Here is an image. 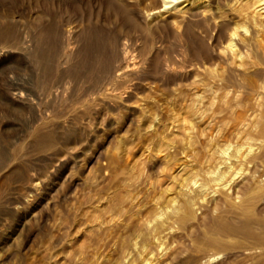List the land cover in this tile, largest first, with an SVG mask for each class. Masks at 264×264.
<instances>
[{"label":"rangeland","instance_id":"rangeland-1","mask_svg":"<svg viewBox=\"0 0 264 264\" xmlns=\"http://www.w3.org/2000/svg\"><path fill=\"white\" fill-rule=\"evenodd\" d=\"M154 7L0 0V264H264V9Z\"/></svg>","mask_w":264,"mask_h":264},{"label":"bare ground","instance_id":"bare-ground-1","mask_svg":"<svg viewBox=\"0 0 264 264\" xmlns=\"http://www.w3.org/2000/svg\"><path fill=\"white\" fill-rule=\"evenodd\" d=\"M244 0H233V3H238V9H237V11H239V13L240 14H242V12H244L245 10H247L248 8H250L251 6H253L254 8H255V10H257L256 8H259L258 10H257V12H259V11H262L263 9H264V0H245L244 2H243ZM184 3V2H187V4H180V3ZM154 3H155V7L153 8V9H159V11L160 10H167V11H170L171 9H176V11H178L179 13H181L184 17H186L187 19H195V18H201L203 15H205V13L209 10V7H210V0H154ZM178 4H180L179 6H178ZM158 11V12H159ZM264 11V10H263ZM157 12V11H156ZM246 12V11H245ZM150 14H154V13H149L148 15H150ZM150 25H149V28H151L152 29V27H154V26H156V24H157V21H155V20H152L150 23H149ZM237 25V24H236ZM234 26V25H233ZM240 26L238 25L237 27H235L234 29H233V31L231 32V34H230V37H229V42H228V47L230 48V49H232L233 48V50H234V47L237 45V41H236V37L237 36H239V34H238V32H237V29L239 28ZM150 29V30H151ZM245 29V28H244ZM246 30V29H245ZM264 35V34H263ZM181 36H183V37H186V30L185 31H183L182 32V35ZM12 37V36H11ZM187 38V37H186ZM127 40H128V38L127 37H122L121 39H120V44L123 46V50H122V52H121V55L122 56H120V58H121V61L125 64L124 66L123 65H121L120 67H118L116 70H115V72H116V74L117 75H122L123 73H124V71H127V70H132V69H135L137 66H136V63L134 62V63H131V62H128L127 61V50H126V48H124V45L126 44V42H127ZM262 41V40H261ZM20 42V41H19ZM39 42V41H38ZM65 42V41H64ZM5 44H7V42L5 43ZM29 44V43H28ZM261 44V43H260ZM262 44H263V42H262ZM1 45V44H0ZM3 45V44H2ZM263 46H264V44H263ZM100 47H101V45H100ZM6 49V48H5ZM99 50H100V48H99ZM1 51H3V50H1ZM15 52H16V47L15 46H11V47H9L8 49H6V51H5V53H3L5 56H9L8 58H9V60L11 61L12 59H13V57H15L14 56V54H15ZM2 53V52H1ZM100 53V52H99ZM3 55V56H4ZM235 55H239V57H241L242 56V53H241V51L239 50V51H237V53H235ZM46 56V55H45ZM244 57V56H243ZM104 63V62H103ZM3 65V64H2ZM7 66V65H6ZM14 66V65H13ZM23 66V65H22ZM1 67V66H0ZM116 68V67H115ZM2 68H0V73H1V70ZM113 73V72H112ZM114 74V73H113ZM10 77V76H9ZM114 77V76H113ZM10 79H12V78H10ZM64 79V78H63ZM221 80H224L225 78L224 77H221L220 78ZM12 81V84H11V86L10 87H8L9 88V90H8V93H9V96H10V99H11V101H13V102H16V103H20V102H23V101H26V99L29 97V96H32V94L29 92V90L23 85V84H21V83H19V82H17V80H14V79H12L11 80ZM32 82V81H31ZM67 86H68V84H67ZM30 100V99H29ZM46 113V112H45ZM50 114V113H49ZM40 117V116H39ZM36 118V117H35ZM39 120V119H38ZM37 120V121H38ZM36 121V122H37ZM63 121V120H62ZM66 121V120H65ZM37 124V123H36ZM32 125V124H31ZM30 127V126H29ZM25 137H27L26 135H25ZM28 138V137H27ZM251 146V145H250ZM237 150V149H236ZM82 151V150H81ZM238 152H239V150H238ZM249 152V151H248ZM254 152V151H253ZM222 153H227V152H225V151H222ZM235 154V153H234ZM248 154V153H247ZM239 156V155H238ZM245 156V155H244ZM230 158V157H229ZM255 158H257V157H255ZM236 159V158H235ZM247 159V158H246ZM57 161V160H56ZM247 161V160H246ZM231 162V161H230ZM246 163V162H245ZM11 165V164H10ZM8 166V165H7ZM220 167V166H219ZM241 167V166H240ZM224 168V167H223ZM232 168H234L233 166H231V165H227L226 166V168L224 169V170H221V171H217V173H216V176L213 178V181H214V184L218 187V188H222V189H225L226 191L227 190H229V189H232V187L235 189V193L237 194V195H239V194H245L247 191H248V189H249V187L251 186V182L249 181V179L251 178V177H255V175H254V171L252 172V174L250 175L251 177L250 178H245V176L246 175H243L244 176V178L242 179V181L240 182V183H236V184H234L233 185V183H234V180H235V177L237 176V174H239L240 173V169H242V168H238L239 170H237V171H234V172H232V173H230V170L232 169ZM5 170L7 169V167L6 168H4ZM0 170H3V169H0ZM235 170V169H234ZM259 171V170H258ZM4 172V171H3ZM6 172V171H5ZM242 172V171H241ZM240 175V174H239ZM242 176V177H243ZM241 176H239V178H240ZM257 177V176H256ZM252 179V178H251ZM19 183V182H18ZM36 183V182H35ZM35 183L33 182L31 185L29 184V187L31 188V187H33L34 185H35ZM194 183H196V181H194ZM197 184V183H196ZM195 185V184H194ZM258 185V184H257ZM221 186V187H220ZM251 188H252V186H251ZM233 189V190H234ZM229 191H231V190H229ZM204 192V191H203ZM202 192V193H203ZM232 192H234V191H232ZM227 194H230V193H227ZM233 195L232 196H234L235 197V195H234V193H232ZM236 195V196H237ZM228 196H230V199L231 200H234L233 199V197H231V195H228ZM222 198V197H221ZM220 197L219 198H216V200H215V202H214V205H213V209H214V212L215 211H217L218 209H220V206H221V204H222V199H221ZM203 199H204V197H203ZM236 199H237V197H236ZM200 200V199H199ZM225 200V199H224ZM226 200H229V198L228 199H226ZM237 202V201H236ZM229 204H230V202H229ZM231 204H233V201L231 202ZM238 204V203H237ZM236 204V205H237ZM233 206H235V203L233 204ZM238 206V205H237ZM236 206V207H237ZM235 207V208H236ZM237 209V208H236ZM237 211V210H236ZM241 214V213H240ZM245 214V213H244ZM239 215V214H238ZM246 217V216H245ZM23 223V222H22ZM264 223V222H263ZM227 227V226H226ZM237 228H239V227H237ZM1 229V228H0ZM234 232H235V230H233ZM17 233V232H16ZM15 233L13 232H11V233H9L5 238H6V240L5 241H7V240H13V235H14ZM14 238H15V236H14ZM5 241L3 242V244H1V246H0V249L1 250H3L4 249V247H5ZM8 242V241H7ZM258 248V247H257ZM260 248V247H259ZM263 248V247H262ZM250 250V249H249ZM263 251H261V249L259 250V251H261V252H263V254H264V249H262ZM230 251V250H229ZM251 251V250H250ZM248 252V251H247ZM247 252H246V254H247ZM262 254V255H263ZM248 256H250V255H248ZM204 257H206V256H204ZM207 257H209V258H212V257H214L215 258V255H209V256H207ZM206 257V258H207ZM209 258H208V260H209ZM206 261H208L207 259H205ZM211 260V259H210ZM204 261V260H203ZM231 262V261H230ZM249 263V262H248ZM247 264V263H246Z\"/></svg>","mask_w":264,"mask_h":264}]
</instances>
